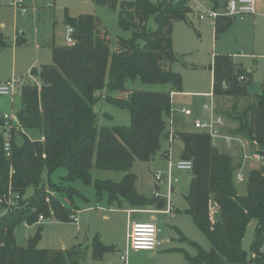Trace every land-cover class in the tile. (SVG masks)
<instances>
[{
  "label": "trees",
  "instance_id": "obj_1",
  "mask_svg": "<svg viewBox=\"0 0 264 264\" xmlns=\"http://www.w3.org/2000/svg\"><path fill=\"white\" fill-rule=\"evenodd\" d=\"M98 6L115 10L119 0H94ZM188 0H164L154 6L148 0H134L122 6L119 26L131 31L130 39H119L115 52L110 49L108 31L94 15L72 17L65 14L75 43L52 47L53 64L40 72L42 86H22V108L17 114L22 131L39 130L42 140H31L25 133L23 143L12 140L7 156L0 137V264H80L79 248L40 250L41 233L28 239L26 247L17 245L16 229L38 224L39 217H55L71 223L70 205L83 195L71 184L81 180L92 185L96 196H104L110 205L126 201L132 210L156 207L163 210L165 201L145 198L136 189L137 177L131 173L136 161L151 162L162 149V138L169 140L168 121L173 94L183 93L182 75L173 70L178 61L174 50L173 30L177 20H186ZM233 21L220 18L215 35L227 32ZM215 98L232 99L228 121L236 123V136H243L257 155L264 157V84L260 94L251 97L250 74L238 67L231 56L216 55L210 66ZM167 85L160 92L129 91L127 81ZM106 101L130 114L128 127L98 128L94 106L102 94ZM120 92L125 98L110 94ZM244 101L246 106L240 110ZM183 144L181 159L193 162L192 179L186 196L188 213L208 238L211 250L201 251L190 264H248L243 241L250 223H257L252 246L253 264H264V169H253L248 192L240 196L235 188L236 168L232 158L212 144L210 135L199 131H176ZM170 152L165 154L169 159ZM59 169L67 171L60 183L52 180ZM124 172L119 183L94 180L93 170ZM46 174V178L44 175ZM30 190L31 197L26 198ZM55 194V195H54ZM19 197L17 208H10L6 198ZM216 198L220 219L212 218L211 201ZM93 254L100 258L112 249L96 237Z\"/></svg>",
  "mask_w": 264,
  "mask_h": 264
},
{
  "label": "rangeland",
  "instance_id": "obj_2",
  "mask_svg": "<svg viewBox=\"0 0 264 264\" xmlns=\"http://www.w3.org/2000/svg\"><path fill=\"white\" fill-rule=\"evenodd\" d=\"M13 0H0V83L11 80H22L23 85L42 86L40 78L41 68L53 64L52 47L67 45L69 37L65 24V14L72 17L81 15L96 16L102 26L108 31L110 49L115 52L119 39H130L131 31H124L119 26V12L122 6L134 0H119L115 10L108 5L98 6L94 0H24L27 12L21 15L12 5ZM154 6H159L164 0H148ZM224 1V0H221ZM211 0H188L190 11L186 20H177L174 24L173 42L178 61L173 70L183 78V93L175 95L172 101V112L177 114L188 109L193 117L185 118L191 123L190 130L194 131V115L201 121H210L211 114L202 106L213 105L210 94L213 93V76L210 69L215 55H231L240 68L252 71L248 77L251 81L249 93L251 97L261 93L264 84V15H258L256 20L251 17L245 21H236L234 28L218 36L215 35L213 21H201L198 17L200 7L208 6ZM264 4V0H261ZM264 13V9H263ZM129 91L160 92L169 90L167 85L144 84L140 80L127 81ZM205 93V94H204ZM101 100L94 106L97 114L98 128L128 127L130 114L127 110L106 101L108 95L101 93ZM22 88L16 89L14 97H0V118L8 114L14 118L16 126L12 129L13 139L17 144L23 143V133L31 140H42L39 130L22 131L18 123L17 114L22 108ZM113 97L125 98L120 92L110 94ZM232 99L216 98L217 112L224 118L228 132L233 136L236 123H228L226 112H231ZM246 102L242 101V110ZM231 122V121H229ZM228 124L230 125L228 127ZM1 137V129H0ZM219 150L231 156L234 168H239L235 174L234 184L237 193L245 196L248 192L249 175L252 168L264 169V161L254 159L255 151L243 136H236L230 144L219 140ZM162 149L151 162L136 161L131 170L137 177V192L145 197L165 201L163 210L149 207L134 212L131 206L123 201L109 203L107 196L99 200L92 185H85L81 180H75L71 186L76 188L83 197H75L78 207L70 205L67 197L61 198L65 207L71 210L79 219L78 223L60 222L55 217H45L44 223L33 226L21 225L16 229L18 246L26 247L28 239L33 238L38 231L41 239L38 242L40 250H71L79 248L80 264H190L189 259L195 258L201 251L208 252L211 245L205 234L195 225L192 217L186 213L188 207L186 196L192 179L191 172L174 170L173 190L155 181V175L164 176L180 161L183 148L179 140L170 142L162 138ZM170 152V158L165 159L162 154ZM67 171L59 169L52 180L61 182ZM126 175L124 172L93 170L94 180H105L119 183ZM241 175L244 181H238ZM46 178V174L44 175ZM174 211L166 214L168 205L167 192ZM30 190L26 198L31 197ZM55 195V194H54ZM153 210V212H144ZM80 211V212H79ZM213 220L220 219L216 198L211 201ZM152 217H155L154 219ZM133 222L153 223L162 229L160 239L161 248L154 252L134 251L129 247V233ZM257 223L253 221L248 226L243 249L248 256V264L252 260V246L256 234ZM98 237L101 242L112 250L104 253L100 258L94 256L92 243ZM264 251V244L262 247ZM127 254L126 262L121 260ZM204 264V263H200Z\"/></svg>",
  "mask_w": 264,
  "mask_h": 264
},
{
  "label": "built area",
  "instance_id": "obj_3",
  "mask_svg": "<svg viewBox=\"0 0 264 264\" xmlns=\"http://www.w3.org/2000/svg\"><path fill=\"white\" fill-rule=\"evenodd\" d=\"M12 5L15 6L19 13L21 15L26 14L27 7L25 6L24 0H13ZM256 12V0H228L222 10H219L214 7H200V11L198 12L199 20L206 21L210 20L213 21L216 25L217 21L220 18H228L232 21L236 20H244L247 16L254 15ZM69 37L67 40V44L69 46L73 45L75 43L73 39V32L74 30L71 27H68ZM240 81L245 83L246 77L242 76L240 78ZM22 80H11L9 82L0 83V97H14L16 89L18 87L23 86ZM210 97L213 100V105L208 106L204 105L203 109L205 111H208L211 114V120L210 121H197L194 124L195 130L199 132L206 133L210 135L212 138V144L215 148L218 147L217 140L223 139L227 144H230L233 139H235L236 136H233L232 134L226 133V125L224 123V119L217 114V107L215 105L216 98L214 94H210ZM182 113L184 115H190V111L188 109H183ZM174 117L173 112H171L170 119L168 121V130H169V141L173 142L176 138V129L174 124ZM16 126L14 123V118L8 114H4L0 118V129H1V136L3 137V148L7 156L11 155L12 152V129ZM218 149V148H217ZM254 159L257 161H263L264 157L261 155L254 154ZM174 170L178 171H187L192 172L193 170V162L190 160H180L174 168L170 169L166 176L162 173H157L155 175V181L157 183H161L164 185V187H169V189L172 191L174 183L177 182L174 178ZM238 181L243 182L244 178L239 175L237 177ZM168 198V205L167 209L165 211L166 214H171L173 212V204L170 201V193L167 192ZM20 198L17 196L14 198H6L5 202L8 205V209L4 210V215L10 208H17L18 201ZM73 223H78L79 219L75 214H72L70 216ZM45 217L40 216L38 223H44ZM141 225H149L154 228L153 232H142L137 231L138 227ZM162 233V229L159 228L157 225L153 223H140V222H133L131 226V230L129 233V247L131 250L134 251H145L154 253L158 251L161 246L163 245V242L160 240V234ZM145 242L147 244L145 245ZM127 254L123 255L121 257V260L126 262Z\"/></svg>",
  "mask_w": 264,
  "mask_h": 264
},
{
  "label": "crops",
  "instance_id": "obj_4",
  "mask_svg": "<svg viewBox=\"0 0 264 264\" xmlns=\"http://www.w3.org/2000/svg\"><path fill=\"white\" fill-rule=\"evenodd\" d=\"M228 0H224V1H221V0H211V2L208 4V6H205V7H214V8H217V9H219V10H222V8H223V6H224V4L227 2ZM263 9H264V4H263V2H261V0H256V12H255V14L254 15H250V16H247L246 18H252V19H254V20H256V17L258 16V15H264V13H263ZM260 15V16H261ZM245 18V19H246ZM226 19H228V18H226ZM245 19L244 20H239V21H245ZM230 20V19H229ZM232 21V20H231ZM236 21H238V20H236ZM236 21H233V26L227 31V32H229L232 28H234V26H235V24H236ZM226 32V33H227ZM68 45V44H67ZM216 56V55H215ZM214 56V57H215ZM228 56H231V55H228ZM214 57H213V59H214ZM232 58H233V61H234V63L239 67V65L235 62V58L233 57V56H231ZM212 65V64H211ZM249 74H250V76L252 75V71L251 70H248L247 71ZM213 76V75H212ZM249 76V77H250ZM213 78V77H212ZM246 80H247V82L249 81V79H248V77H246ZM1 82V81H0ZM250 85H251V83H250ZM249 85V86H250ZM263 88V87H262ZM248 89H249V87H248ZM262 91V90H261ZM248 92H249V90H248ZM179 94H182V93H179ZM179 94H173V97H172V101H173V99H174V96L175 95H179ZM205 94V93H204ZM250 94V96H251V93H249ZM258 95V94H257ZM256 96V95H255ZM204 106V105H203ZM203 106H202V108H203ZM185 109V108H184ZM217 114L219 115V116H221L222 118H223V116L220 114V113H218L217 112ZM186 116H188V117H193V112H191L190 111V115H186ZM194 116H196V117H194V119H196L195 120V122H194V124L197 122V121H201L200 119H198V116L197 115H194ZM173 117H174V124H175V129H176V131H191L190 130V127H189V125L191 124L189 121H188V119L187 118H185V116H184V114L181 112H179V113H177V114H175V113H173ZM224 119V118H223ZM228 123H230L231 124V126H232V123L233 122H229L228 121ZM230 125L228 124V127H229ZM233 127V126H232ZM225 132L226 133H229V134H231L230 132H228V130H227V128H226V130H225ZM219 140H221V139H218L217 140V143H218V150H219V143H220V141ZM223 140V139H222ZM251 150H253V151H255L254 150V148L252 147V145H251ZM220 151V150H219ZM167 152L168 151H165L163 154H162V156L165 158V154H167ZM230 156V155H229ZM231 157V156H230ZM170 158V157H169ZM167 159V158H166ZM264 161V160H263ZM243 166V163L241 164V166H239V168L240 167H242ZM258 167V166H257ZM257 167H255V168H252V170L253 169H258ZM239 168H237V170L239 169ZM236 170V171H237ZM174 207V206H173ZM139 211H141V210H134V212L136 213V212H139ZM173 211H174V209H173ZM80 212V211H79ZM144 212H153V210H148V211H144ZM153 219L155 218V217H152ZM160 228V227H159ZM161 235V234H160ZM161 240V239H160ZM162 241V240H161Z\"/></svg>",
  "mask_w": 264,
  "mask_h": 264
},
{
  "label": "clouds",
  "instance_id": "obj_5",
  "mask_svg": "<svg viewBox=\"0 0 264 264\" xmlns=\"http://www.w3.org/2000/svg\"><path fill=\"white\" fill-rule=\"evenodd\" d=\"M137 231H142V232H153L154 228L152 226L149 225H141L138 227ZM147 244V242H145V245Z\"/></svg>",
  "mask_w": 264,
  "mask_h": 264
}]
</instances>
